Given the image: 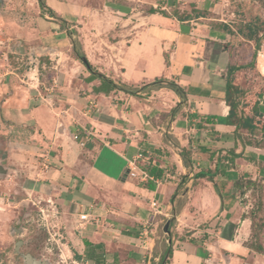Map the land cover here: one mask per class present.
<instances>
[{
    "label": "crops",
    "instance_id": "1",
    "mask_svg": "<svg viewBox=\"0 0 264 264\" xmlns=\"http://www.w3.org/2000/svg\"><path fill=\"white\" fill-rule=\"evenodd\" d=\"M239 2L44 0L65 26L42 11L49 32L24 25L17 38H0L3 168L13 165L26 194L53 205L60 254L51 264H162L166 252L164 264H264L246 244L250 222L238 196L219 199L208 181L217 168L220 189L242 176L264 184V148L245 145L225 122L233 62L224 45L237 39L214 24L230 26ZM74 30L92 73L116 89L94 92L101 80L75 60ZM260 48L264 120V42ZM23 60L34 63L30 72ZM157 79L174 82L184 99L148 87Z\"/></svg>",
    "mask_w": 264,
    "mask_h": 264
},
{
    "label": "rangeland",
    "instance_id": "2",
    "mask_svg": "<svg viewBox=\"0 0 264 264\" xmlns=\"http://www.w3.org/2000/svg\"><path fill=\"white\" fill-rule=\"evenodd\" d=\"M239 4L243 5L241 7L244 10L242 12L243 17H241L243 19L259 15L263 10L258 0H241ZM41 13L37 0H3L0 3V38H17L20 35L18 30L22 27L25 28L24 25L31 29H37L38 34H41L44 28L49 32L44 25V22H49V20L43 18ZM73 32L71 37L76 44V49L80 54H84L77 39L82 33L78 34L75 30ZM245 44L238 40L232 41L234 46L231 54L233 63L247 64L251 61L252 50ZM2 49L0 50V63L2 62V54L6 53V49ZM259 51H257L254 60L256 65L241 69L234 77L235 84L248 93H255L261 89L259 71L261 66L259 63L262 60ZM27 62L23 60L18 63L23 65L27 72H30L34 63L24 65ZM5 68L0 69V71H5ZM0 130H2L1 123ZM17 134L19 136V133ZM21 136L24 137V135ZM1 138L0 150L8 151L7 140ZM40 158L38 157V159ZM36 160L33 159L34 162ZM4 166L6 167V163ZM9 168L13 170L7 171L6 174H0V264H25L21 256L24 254H29L38 260L47 259L50 263H56L59 261L57 256L60 253L55 247L54 236L51 237L53 235L54 207L51 203L46 202L47 199H39L35 193L27 195L21 183L22 178L14 172L15 167L10 165ZM33 189L36 190L37 188L33 187ZM221 192L223 196L228 197L229 187L221 188ZM237 196L241 216L249 217L251 220L249 222L252 223V233L247 244L253 247L262 246L264 249V186L250 188L244 195L237 194ZM40 201L41 206L38 207ZM20 228L22 232L18 233L16 230ZM60 239L64 241V239ZM17 241H21L22 244L15 253L14 246ZM59 263L65 264V262Z\"/></svg>",
    "mask_w": 264,
    "mask_h": 264
},
{
    "label": "trees",
    "instance_id": "3",
    "mask_svg": "<svg viewBox=\"0 0 264 264\" xmlns=\"http://www.w3.org/2000/svg\"><path fill=\"white\" fill-rule=\"evenodd\" d=\"M262 7L264 8V0H258ZM39 9L41 11H47L49 13L50 17H53L57 21L60 22L61 25L66 24V22L57 16L53 11H51L49 8L46 7L44 0H37ZM243 5L238 4L236 10V16L233 23L229 25L224 23H217L214 24V26L226 34L234 37L235 39L242 41L246 43L245 45L252 50L251 55V61L247 64H241V63H232L228 65L227 71H226V89L224 91V103L228 107V115L226 117V124L229 126L234 127V132L236 138H240V140L246 138V141L244 142L245 145H251L253 147H262L264 148V120H262V115L258 111V98H260L261 93L255 92V93H248L245 89L239 87L238 85L234 84V77L236 76V73L240 71L241 69L251 68L255 66V57L257 54V51L260 50V47L262 46L264 42V16L260 17L258 15L253 16L249 19H243L242 12L244 10L241 9ZM74 34V32L68 33V38L70 39L71 45H72V52L75 56V60L79 61L89 72L92 73L93 67L88 63L86 57L84 54H80L78 50L76 49V44L72 40L71 35ZM242 39V40H240ZM224 48L230 52L234 49L233 45L226 44L224 45ZM94 74V73H92ZM96 75L100 80L101 84L100 86L94 88V92L96 93H107L109 91H112L117 88L115 84L112 82L106 80L101 74H94ZM103 84L107 85V90L103 89ZM148 87L152 88H160V87H166L175 92L178 96H180L182 99H184V91L176 85L174 82H166L163 79H157L154 82L150 83ZM208 123V122H207ZM246 133L245 137H243V133ZM238 133V134H237ZM243 141V140H242ZM233 153V151H232ZM179 155L181 156L184 164L186 163V154L184 150H180ZM234 157H237L238 155L233 154ZM222 173H219V170L217 168L215 169L214 173H212L211 176H208V181L213 183V188L215 193L218 195L220 199L223 200V195L221 192V189L217 186L216 183H214L213 178L215 175H221ZM204 174H197V177H204ZM260 184V185H259ZM260 187L264 186L262 180H252L249 176H242L235 182H233L231 188H229V195L231 198H235L237 194L244 195V193L253 187ZM245 218L249 219V217ZM173 220H168V231L169 228L172 226ZM252 223L250 222V231ZM252 233V232H251ZM247 244V243H246ZM251 249H253L255 252L259 254H264V249L262 246H256L253 247L249 244H247ZM167 253V252H166ZM166 253L164 254L163 258H165ZM171 255V249H169L167 257ZM162 258V264L163 262Z\"/></svg>",
    "mask_w": 264,
    "mask_h": 264
},
{
    "label": "water",
    "instance_id": "4",
    "mask_svg": "<svg viewBox=\"0 0 264 264\" xmlns=\"http://www.w3.org/2000/svg\"><path fill=\"white\" fill-rule=\"evenodd\" d=\"M3 0H0V3H2ZM17 53H19L18 50H16ZM6 158H7V154H6V151H2L0 150V174H6V170L3 168V166L5 165L6 163ZM168 224L166 223L165 226H164V231L167 233L168 232ZM18 233L22 232V229L20 228L19 230H16ZM22 244L21 241H17L16 244H15V253H17V250H18V247ZM22 256V259H23V262L25 264H51L49 260L47 259H42V260H38L34 257H32L31 255L29 254H24V255H21Z\"/></svg>",
    "mask_w": 264,
    "mask_h": 264
},
{
    "label": "built area",
    "instance_id": "5",
    "mask_svg": "<svg viewBox=\"0 0 264 264\" xmlns=\"http://www.w3.org/2000/svg\"><path fill=\"white\" fill-rule=\"evenodd\" d=\"M2 44H3V42H2V40H0V46H2ZM89 138L90 137L88 135H86L83 141H82V139H80L78 141H80V144L83 145L85 142L89 141ZM77 139H78V136H74V140H77ZM138 158H141V155H139ZM131 165H133V164H131ZM130 168L131 169H130L129 174H131L132 176H134V173L132 171L134 169H136V167L135 166H132ZM141 176H142V178H146L147 177L144 172L141 173ZM49 203H50V201H49ZM150 206L155 210V212L158 213V211H157L158 210V208H157L158 206L156 205V202L155 201L151 202L150 203ZM86 218H87V215L86 214L80 215V220H85Z\"/></svg>",
    "mask_w": 264,
    "mask_h": 264
}]
</instances>
